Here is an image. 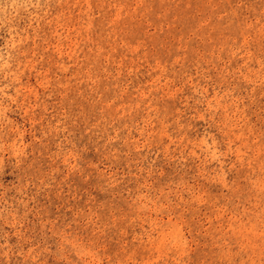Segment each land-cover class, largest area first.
I'll list each match as a JSON object with an SVG mask.
<instances>
[{"label":"rangeland","instance_id":"374dc122","mask_svg":"<svg viewBox=\"0 0 264 264\" xmlns=\"http://www.w3.org/2000/svg\"><path fill=\"white\" fill-rule=\"evenodd\" d=\"M0 264H264V0H0Z\"/></svg>","mask_w":264,"mask_h":264}]
</instances>
